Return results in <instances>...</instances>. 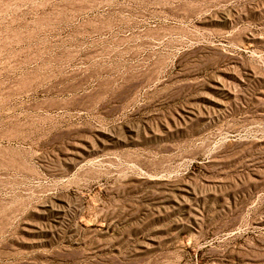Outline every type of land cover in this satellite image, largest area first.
<instances>
[{"label":"rangeland","instance_id":"374dc122","mask_svg":"<svg viewBox=\"0 0 264 264\" xmlns=\"http://www.w3.org/2000/svg\"><path fill=\"white\" fill-rule=\"evenodd\" d=\"M0 264H264V0H0Z\"/></svg>","mask_w":264,"mask_h":264}]
</instances>
